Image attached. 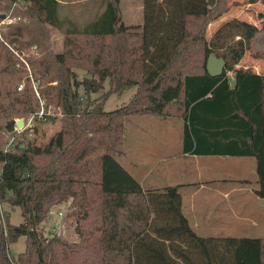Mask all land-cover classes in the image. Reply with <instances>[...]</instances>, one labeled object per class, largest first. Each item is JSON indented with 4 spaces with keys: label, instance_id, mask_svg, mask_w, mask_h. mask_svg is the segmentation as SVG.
<instances>
[{
    "label": "trees",
    "instance_id": "16d2710c",
    "mask_svg": "<svg viewBox=\"0 0 264 264\" xmlns=\"http://www.w3.org/2000/svg\"><path fill=\"white\" fill-rule=\"evenodd\" d=\"M56 7L57 0H0V14L16 16L0 38V199L23 216L14 224L4 211L0 264H66L68 254L74 264H264V237L197 234L177 185L143 190L116 158L127 116H180L184 152L254 156L255 193L264 197V74L236 66L247 50L264 59V10L258 22L232 16L208 35L228 0H142L141 24H126L120 0H107L96 19L67 30L55 51L48 25H57ZM33 44L31 78L9 45ZM210 52L226 60L216 76L206 69ZM74 66L97 77L79 79ZM107 78L109 91L137 86L126 104L106 110L90 97ZM41 100L60 112V127L44 142L37 123L56 115L39 116ZM32 114L23 139L16 135L4 150L12 133L6 123ZM63 202L64 222L81 232L78 240L41 230L49 209ZM20 235L25 247L14 256L9 243Z\"/></svg>",
    "mask_w": 264,
    "mask_h": 264
},
{
    "label": "rangeland",
    "instance_id": "374dc122",
    "mask_svg": "<svg viewBox=\"0 0 264 264\" xmlns=\"http://www.w3.org/2000/svg\"><path fill=\"white\" fill-rule=\"evenodd\" d=\"M98 2L99 0H61L59 2L57 8V25L54 27L48 25L50 30L49 40L53 50H62L63 35L67 30H79L88 22L94 20L97 15L95 11L96 7L99 9ZM228 3L230 4L229 10L222 17L208 24V35L223 20L232 16L258 22L256 14L264 10V3L260 1L248 3L245 0H228ZM131 6L135 8V0H120V7L124 11L125 22H142V9L137 13V19L135 18V13L131 15ZM23 51L29 52V54L31 53L29 48ZM256 59L247 50L236 66H250L254 70L264 72V59ZM73 68L79 79H82L87 72H90L83 67L74 66ZM90 73L92 77H97L92 72ZM110 86L111 83L107 78L103 81L101 88L97 91L90 92L91 98L98 97V99H102V106L106 110L126 104L137 89L136 85H124L117 91H109ZM78 90L81 94L84 93L82 85L78 87ZM42 105L41 107H43L44 111L46 110L50 115L55 114L56 118L42 120L37 123L38 130L35 135L37 141L40 142L46 141L48 136L60 127L59 109L51 105L45 109L44 102ZM182 131L183 122L177 116L129 115L125 119L123 133L126 156L129 158L125 159L124 155H119L116 158L134 176L146 171L147 176L144 180L145 187H148L147 185L153 179H156L159 185H163L162 187L168 184L177 185L178 191L180 195L182 194L185 202L184 207L186 211V203L188 204L189 202L188 194L192 188L198 186L200 183L210 182L222 184L236 181L239 178H245L247 183L255 187L257 186L255 158L251 155H232L230 158L218 155H200L199 157L177 155L176 157L168 159L162 158L168 154L182 151ZM14 133L15 136L17 135L19 141L23 139L20 137V132H16L14 129L12 134ZM28 135H30V132H28ZM7 138L8 134L4 136L1 145L3 144L4 146L7 143ZM166 171L169 173L168 176L164 175ZM1 206L4 211L6 210L9 213L10 222L18 224L23 221L19 206L11 207L7 202L3 201ZM66 207V202L55 205L53 207L56 209L53 219L47 216L41 222V230L44 235H49L52 232L51 227L59 224L60 220L57 215V209L66 211ZM246 222L248 224L246 225V230L239 233L245 236H264L263 223H260L262 227L256 231L250 228V221ZM80 236L81 232L79 230L73 231L72 228L68 227L66 235L68 239L72 241L78 240ZM24 247L25 235H20L15 241L9 243V250L14 256L19 251H22ZM68 256H70V259H67L66 264H74V257L69 254Z\"/></svg>",
    "mask_w": 264,
    "mask_h": 264
},
{
    "label": "crops",
    "instance_id": "0c3cea01",
    "mask_svg": "<svg viewBox=\"0 0 264 264\" xmlns=\"http://www.w3.org/2000/svg\"><path fill=\"white\" fill-rule=\"evenodd\" d=\"M59 2H61V0H57L56 13ZM106 2L107 0H99V9L96 7L95 11L97 12V15L94 19H96L104 10ZM141 9L142 0H135V8L131 6V15L135 13V18L138 19L137 13ZM124 18V11L122 9V19L125 22ZM126 24H141V21L136 23L133 21ZM253 62L256 61L254 60ZM255 71L264 74V72H260L259 70ZM181 120L183 122L182 118ZM121 155H124L125 159L129 158L126 156L127 153L124 146V135L123 153ZM177 155L190 157H199L200 155H218L225 156L227 158L232 156L230 154H195L184 152L182 150L168 154L162 158L168 159L176 157ZM164 175L168 176L169 173L166 171ZM146 176V171L135 176V178L140 182L143 190L160 188L163 186L159 185L156 179H153L147 185L148 187H145L144 180ZM256 187L247 183L245 178H239L236 181L222 184L210 182L200 183L198 186L192 188L188 194L189 202L188 204L186 203L187 211L185 210V202L181 194V209L183 214L187 217L189 224L196 231V233L198 232L197 234L201 236H245L239 232L246 230V225H248L246 221H250V228L256 231L262 227L260 223L264 224V197H260L255 193Z\"/></svg>",
    "mask_w": 264,
    "mask_h": 264
},
{
    "label": "built area",
    "instance_id": "2783aa9c",
    "mask_svg": "<svg viewBox=\"0 0 264 264\" xmlns=\"http://www.w3.org/2000/svg\"><path fill=\"white\" fill-rule=\"evenodd\" d=\"M16 18V16H12L11 15V12H8V13H4V16L3 17H0V38L3 39L2 37V32L4 30L7 29L8 27V24L10 22H12L14 19ZM9 47L12 49V51L14 52V54L17 56L18 60L16 61V66L18 67H23V68H26L27 71H28V75L32 78V74H31V68L29 66V63L28 61L26 60V56L29 54V52H24L23 50H18L14 47H12L11 45H9ZM30 52L32 53H35L36 51V45L33 44L30 48H29ZM226 75H228L230 77V79H232L233 77V71L232 70H227L226 71ZM33 81V85L35 86V81ZM22 85H23V82H20L18 85H17V89L20 90L22 88ZM43 104V101L41 100V106ZM43 107H41L38 111H37V114L40 116L41 114H43ZM32 117H33V114L30 115L28 117V119L25 121L24 119V123H23V126L22 127H16L14 126V129L16 132H21V130L26 127V126H31L32 124ZM18 118V117H17ZM15 119V118H14ZM6 126V125H5ZM13 129V130H14ZM12 132V131H11ZM14 138H15V133L14 134H10L7 138V143L4 145L3 149L4 150H7L11 147V145L13 144L14 142ZM0 171H1V167H0ZM1 183V182H0ZM1 199H0V222L3 224V226L5 225V214H4V210H3V207L1 206ZM67 203V207H66V210L68 209V202ZM55 206V205H54ZM52 206L48 213H47V216L50 217V219H53V215L55 213V210ZM65 213L66 211L64 210H61V209H57V215L59 216V224L57 225H53L51 227L52 231L58 233L59 235L61 236H66L67 235V230H68V227L66 226L65 222H64V216H65Z\"/></svg>",
    "mask_w": 264,
    "mask_h": 264
},
{
    "label": "water",
    "instance_id": "95a60500",
    "mask_svg": "<svg viewBox=\"0 0 264 264\" xmlns=\"http://www.w3.org/2000/svg\"><path fill=\"white\" fill-rule=\"evenodd\" d=\"M4 13L0 14V17H3ZM226 60L221 55H216L213 52H210L207 60H206V69L208 73L212 76L219 75L223 72L225 67ZM85 77L90 79L92 78V74L90 72L85 74ZM24 123V120L22 117H18L12 120H9L6 123V128L9 132L13 131L14 126L16 127H22ZM1 186V183H0Z\"/></svg>",
    "mask_w": 264,
    "mask_h": 264
}]
</instances>
